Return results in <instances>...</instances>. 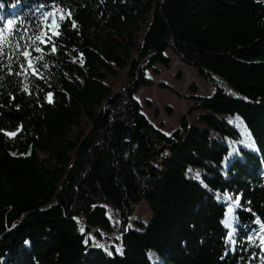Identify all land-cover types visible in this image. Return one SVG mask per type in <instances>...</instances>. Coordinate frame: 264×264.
<instances>
[{
    "label": "trees",
    "instance_id": "16d2710c",
    "mask_svg": "<svg viewBox=\"0 0 264 264\" xmlns=\"http://www.w3.org/2000/svg\"><path fill=\"white\" fill-rule=\"evenodd\" d=\"M167 51L215 87L169 135L136 99ZM144 203L151 221L133 229ZM106 206L112 256L86 238L114 232ZM263 251L264 0H0V264H264Z\"/></svg>",
    "mask_w": 264,
    "mask_h": 264
},
{
    "label": "rangeland",
    "instance_id": "374dc122",
    "mask_svg": "<svg viewBox=\"0 0 264 264\" xmlns=\"http://www.w3.org/2000/svg\"><path fill=\"white\" fill-rule=\"evenodd\" d=\"M63 18L64 14L62 11L53 9L46 14L43 24L48 28H52ZM166 54L171 59L170 66L156 65L159 74H154L151 71L148 73V77L151 78L152 83L149 86L141 88L140 92L136 95V99L141 104L142 113L155 127L169 135L181 127L184 118L188 121L196 118V113H192V109L195 106L192 97L196 95L210 97L214 94L215 87L200 77L195 68L184 64L172 51H167ZM194 88L197 89V92L193 91ZM237 204H239V201ZM106 209L114 232L109 234L101 229L94 230L92 233L86 235L87 242L92 247L100 249L111 256L114 253L121 254L123 249L120 221L111 207L106 206ZM77 221L80 232L84 233L85 225L83 218H78ZM138 221L145 225H148L151 221V211L145 203L137 208L134 216L131 218L130 227L135 229L136 222ZM225 226L228 229L229 242L234 245L236 227L235 208L227 216Z\"/></svg>",
    "mask_w": 264,
    "mask_h": 264
}]
</instances>
